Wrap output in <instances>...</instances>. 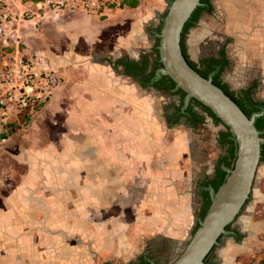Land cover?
Segmentation results:
<instances>
[{"label": "crops", "instance_id": "0c3cea01", "mask_svg": "<svg viewBox=\"0 0 264 264\" xmlns=\"http://www.w3.org/2000/svg\"><path fill=\"white\" fill-rule=\"evenodd\" d=\"M167 2L117 0L99 17L67 9L19 28L15 38L62 81L24 134L0 140L4 264H37V255L39 264H90L91 251L117 263L138 237L181 243L201 213L187 126H168L137 80ZM258 60L264 101V53Z\"/></svg>", "mask_w": 264, "mask_h": 264}, {"label": "water", "instance_id": "95a60500", "mask_svg": "<svg viewBox=\"0 0 264 264\" xmlns=\"http://www.w3.org/2000/svg\"><path fill=\"white\" fill-rule=\"evenodd\" d=\"M199 8L210 10V5L204 0H168L159 29L153 31L161 66L149 85L162 77L169 78L174 83L173 91L184 93L182 111L191 102L206 108L226 128L234 153L230 167H222L226 175L218 189L207 188L210 203L204 217L169 264H218L212 254L223 247L228 237L239 236L235 231L238 220L252 200L257 170L263 160L264 131L257 129L256 121L264 115V106L247 115L214 83L215 73L203 76L183 52V33ZM149 264L154 261L149 260Z\"/></svg>", "mask_w": 264, "mask_h": 264}, {"label": "rangeland", "instance_id": "374dc122", "mask_svg": "<svg viewBox=\"0 0 264 264\" xmlns=\"http://www.w3.org/2000/svg\"><path fill=\"white\" fill-rule=\"evenodd\" d=\"M209 5L210 10L202 12L196 23L186 32L184 45L189 59L192 62L199 59L204 61V59H210L217 56L216 53L222 52L227 61L221 74L222 83L227 85L230 90L251 89L250 92L253 96L260 99L261 68L258 58L259 54L264 53V0H209ZM18 48L21 55L45 63L43 58L37 54L27 52V46L24 43H21ZM144 50L143 48L141 51ZM3 52L4 50L0 51V63L4 57ZM153 97L156 102H160L161 106L162 98L156 95ZM164 101L168 103L166 97H164ZM36 111L22 115L24 117H20L18 121L14 122L5 139L20 132V136L24 134L30 118ZM5 130L7 129L4 128L3 131ZM215 147L218 150L220 146L215 145ZM221 152L224 153L222 150ZM200 158L201 160L198 161L203 167L208 163L206 160L209 159L203 156ZM7 167L8 165L1 164L0 181L7 178V171H9ZM1 187L0 185V197L6 194V190ZM197 190V187L194 188L196 196L198 195ZM238 221L239 236L228 237L223 247L212 254V258H215L218 264H260L264 259V160L257 170L252 200ZM132 233L133 230L130 229L124 232L125 242H129L131 238L133 240ZM187 238L186 235L180 242H186ZM157 241V239L148 240L138 237L136 250L128 253L124 261L118 260L116 264H132L131 260L138 259L147 250L149 244L155 246L158 244ZM72 243L78 245L80 239L74 238ZM38 250L43 251L40 247ZM95 255L92 251L90 252V264L102 262L103 258L99 262L95 261ZM37 256L39 258L36 262L39 264L42 259L39 255ZM174 257L170 260L172 261ZM2 260L0 256V264H4ZM163 264L167 263L163 262Z\"/></svg>", "mask_w": 264, "mask_h": 264}, {"label": "flooded vegetation", "instance_id": "af4514ba", "mask_svg": "<svg viewBox=\"0 0 264 264\" xmlns=\"http://www.w3.org/2000/svg\"><path fill=\"white\" fill-rule=\"evenodd\" d=\"M204 11H209V10H207L206 8H202V11L199 13V15ZM195 23L196 22H194L192 25H194ZM187 30L185 29L182 36V47H184V50H185L184 40ZM155 41L156 44L155 46H153L154 50L151 51V53L148 54L146 53L143 54V56H141L144 59L143 60L141 59V61H139V65L136 71L137 80L142 86L152 89L151 94L153 93V96L156 95L162 98L161 106L164 111V119L168 126L170 125L173 126L179 123L187 126L186 136L188 140V147L191 149V151H194V154L197 155L196 157L190 159L189 164H190V171L192 173L193 186L195 187V189L196 187L198 188L197 196L200 198L201 201V207H202L201 213H202L206 194L208 195L209 198V194H208L209 192H207V188L209 187L213 188V182L216 181L218 175V167L222 170V167L224 166L226 167L225 165L226 162L231 161L229 154V144H228V140H230L229 134L226 128L220 122L218 124H215L214 119L209 115V111L206 108L202 107L197 102H191L183 112L182 107H183L184 93H182L183 94L182 96L181 94L178 93L179 91L176 92L173 91L174 87L169 90H164V89H160L157 85L159 82H163L169 78L162 77L161 79L156 81L155 84L149 85L150 80L154 76L155 70L161 66V64L158 62V53L156 50L158 40L155 38ZM184 54L189 59L186 50L184 51ZM216 54L217 56H213L210 59H204V61H202L201 59L194 62H192L189 59V61L193 65V67L200 73L203 71V69L205 70L209 68L210 71L208 72L207 75L211 73H215L214 79L215 77H218V80L222 83L223 78L221 74L227 65V61L222 52H218ZM149 56H151L152 61L149 60ZM149 62L151 63V67L149 68L148 66L147 68ZM156 64H158L159 66H157ZM156 66L157 68L154 69V67ZM253 85L254 83L252 84V87ZM225 86L228 88L227 85ZM229 91L233 94V97L237 99V102L239 103L243 111L249 115H251L254 112H259V106H264V101L254 97L253 94L250 92L251 89L250 90L247 89L243 91H238L236 89L233 90L229 89ZM164 97H166L168 103L164 101ZM243 98H245V102L239 100ZM244 103H246V105ZM260 119H264V115L257 119L256 124ZM261 130L264 131V126L262 127ZM221 136H225V139L223 140L224 143L222 144H220ZM215 145L223 148L227 147L228 151L226 152L227 154L226 159H224V156L221 157L222 155L221 153L217 152ZM201 156L207 157L209 159L206 160L208 161V163L204 164L203 167L202 165H200V162L198 161L199 159L201 160L200 158ZM201 213L196 218V220L191 223L190 230L187 233L188 238L193 234V232L198 227V221L201 219ZM235 231L239 232V229L237 228ZM156 243L158 244L155 246L149 244L147 246V250H145L144 253L138 259L131 260V263L149 264V260H153L154 264H163V262L168 264L171 261L170 258H173L175 255H177L178 250L181 249V244L184 242H181L179 244L177 243L174 244L172 242L163 240L160 242L158 241ZM124 260L125 258L123 259V261ZM97 262L99 261L97 260ZM100 264H116V263L111 261L106 262V260L104 261V259H102V262L100 261Z\"/></svg>", "mask_w": 264, "mask_h": 264}, {"label": "built area", "instance_id": "2783aa9c", "mask_svg": "<svg viewBox=\"0 0 264 264\" xmlns=\"http://www.w3.org/2000/svg\"><path fill=\"white\" fill-rule=\"evenodd\" d=\"M116 2L41 0L22 3L21 0H0V42L4 47L0 63V129L18 121L20 115L34 113L47 104L62 81L60 75L44 62L20 54L18 46L22 42L15 38L19 28L24 23L37 28L46 14L67 9L77 8L89 15L102 16L103 11Z\"/></svg>", "mask_w": 264, "mask_h": 264}, {"label": "trees", "instance_id": "16d2710c", "mask_svg": "<svg viewBox=\"0 0 264 264\" xmlns=\"http://www.w3.org/2000/svg\"><path fill=\"white\" fill-rule=\"evenodd\" d=\"M39 1H41V0H21L22 3H37ZM204 2L208 4L209 3V0H204ZM201 11H202V8H199L194 13V15L192 17V20H191L192 22L187 25L186 30L189 29L194 22H196V20L198 19L199 13ZM2 50H4V47L2 46V44L0 42V51H2ZM183 50H184V47H183ZM156 65L159 66L158 64H156ZM157 66L154 67V69H156ZM209 71H210L209 68L208 69H205V70L203 69V71L201 72V74L206 77ZM214 83L217 86L221 87L223 90H225L237 102V99L235 97H233V94L229 91V89L218 80V77H215ZM157 85H158V87L160 89H164V90H169V89H172L174 87V83L170 79H166L163 82H159ZM178 93L183 96V94H182L181 91H179ZM239 100L245 102V98L239 99ZM237 104L239 105L238 102H237ZM244 104L246 105V103H244ZM23 115H25V114H23ZM209 115L214 119L215 124H218L219 123V121L210 112H209ZM247 115H249V114H247ZM20 117H24V116L20 115L19 118ZM196 118H195V120H196ZM13 125H14L13 123L3 125V127L0 129V140L1 139H5L7 133L11 130V128H12ZM263 126H264V119H260L258 121V123L256 124V127H257V129L261 130ZM4 128H6L7 130L3 131ZM224 139H225V136H221V142H220V144L224 143V141H223ZM228 144H229V154H230V158L232 160L233 159V153H234L233 143L231 142V140H228ZM262 155H263V160H264V150L262 152ZM225 165H226V167H230L231 161L226 162ZM225 175H226V173L218 167L217 179H216V181L213 182V188H214L215 191L218 189V187L220 186V184L223 182ZM209 203H210V201H209L208 195L206 194V198L204 200V208H203L202 213H201V219L204 217V215L206 213V209L209 206ZM260 264H264V259L261 260Z\"/></svg>", "mask_w": 264, "mask_h": 264}]
</instances>
